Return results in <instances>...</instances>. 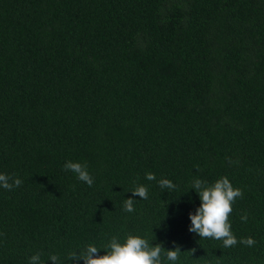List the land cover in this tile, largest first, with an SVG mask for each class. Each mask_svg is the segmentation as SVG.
<instances>
[{"label":"trees","instance_id":"16d2710c","mask_svg":"<svg viewBox=\"0 0 264 264\" xmlns=\"http://www.w3.org/2000/svg\"><path fill=\"white\" fill-rule=\"evenodd\" d=\"M0 173L22 180L0 187V264H71L128 232L176 264H264V0H0ZM222 176L252 247L188 230L193 178Z\"/></svg>","mask_w":264,"mask_h":264},{"label":"clouds","instance_id":"9594fccd","mask_svg":"<svg viewBox=\"0 0 264 264\" xmlns=\"http://www.w3.org/2000/svg\"><path fill=\"white\" fill-rule=\"evenodd\" d=\"M227 159L230 164L234 163L231 158ZM63 167L66 171L73 172L78 180L85 182L88 186L93 185L94 178L89 174L86 164L69 160ZM145 179L153 181L156 180V176L152 172H147ZM21 184L22 180L18 176L0 173V187L10 191ZM133 184L135 185L131 190L133 197L147 199V187L136 181H133ZM158 184L161 189L176 188V185L166 178L160 179ZM190 188L195 189L200 200L195 212H189L191 224L188 230L190 232L198 234L201 239L222 241L224 248L234 247L238 242L248 247L255 244L254 238L250 236L238 241L231 230L229 216L232 212V204L237 198L243 196V192L240 188L233 187L228 177L222 176L212 183L198 177L193 178ZM124 211L129 213L135 211L132 197L125 199ZM240 218L247 222L248 216L244 214ZM101 249L104 250L103 254L100 252ZM194 251L193 249L192 252ZM181 252L179 246L166 249L159 243L153 245L149 239L128 232L123 238L112 236L107 244L101 246L89 243L80 251H70L67 259L71 261V264H79L81 260L83 264H164L163 256L166 261L176 264ZM49 260L53 264H59L57 255H50ZM29 264H41V254H33L29 258Z\"/></svg>","mask_w":264,"mask_h":264}]
</instances>
